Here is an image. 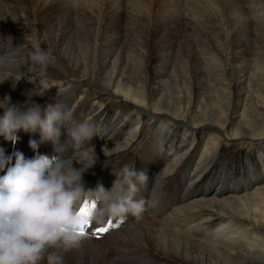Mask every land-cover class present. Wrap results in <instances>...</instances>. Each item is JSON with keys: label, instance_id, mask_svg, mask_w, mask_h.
Wrapping results in <instances>:
<instances>
[{"label": "bare ground", "instance_id": "obj_1", "mask_svg": "<svg viewBox=\"0 0 264 264\" xmlns=\"http://www.w3.org/2000/svg\"><path fill=\"white\" fill-rule=\"evenodd\" d=\"M160 1L0 0V80L12 76L0 101L62 105L93 125L86 191L110 190L125 165L147 176L133 178L140 218L57 251L63 264H264V0ZM37 48L55 57L43 74ZM62 132L54 146L21 129L0 149L12 165L75 160Z\"/></svg>", "mask_w": 264, "mask_h": 264}, {"label": "clouds", "instance_id": "obj_2", "mask_svg": "<svg viewBox=\"0 0 264 264\" xmlns=\"http://www.w3.org/2000/svg\"><path fill=\"white\" fill-rule=\"evenodd\" d=\"M30 59L40 74L55 61L51 50L39 48L31 52ZM3 64L4 57L0 56V65ZM9 77L11 74L6 72L0 83ZM0 105V136L6 141L16 142L17 133L23 129L39 133L41 142L51 141L59 146L64 130L76 155L75 160L62 155L25 159L17 153L12 165V158L0 149V172L4 173L0 175V264H42L45 259L46 264H63L57 249L77 246L81 225L103 223L106 217L122 219L129 213L140 218L145 201L134 199L138 188L133 178L146 182L143 172L137 173L125 165L115 172L110 190L102 185L94 191L84 189L82 175L97 159L94 146L85 147L94 136L90 122H77L71 109L58 104L46 105L42 110L32 100L14 104L5 96ZM29 146L34 151L38 147L35 140H30ZM57 150L63 151L60 147ZM73 161L82 167L74 168ZM85 201L89 206L81 214ZM92 201L96 202L95 207L90 206Z\"/></svg>", "mask_w": 264, "mask_h": 264}, {"label": "snow or ice", "instance_id": "obj_3", "mask_svg": "<svg viewBox=\"0 0 264 264\" xmlns=\"http://www.w3.org/2000/svg\"><path fill=\"white\" fill-rule=\"evenodd\" d=\"M88 206H89V202L85 201V206L81 208V214L84 213V211L86 210V207ZM90 206L95 207L96 202L92 201ZM122 223H123V219L115 223L111 219H109L107 221L106 226L98 223V225L95 227L94 230L89 231L90 229H92V222H88L87 224L81 225V227L79 228L77 232V235L80 237V239L88 237L90 235L99 236L100 234L107 233L110 230V228L120 227Z\"/></svg>", "mask_w": 264, "mask_h": 264}, {"label": "rangeland", "instance_id": "obj_4", "mask_svg": "<svg viewBox=\"0 0 264 264\" xmlns=\"http://www.w3.org/2000/svg\"><path fill=\"white\" fill-rule=\"evenodd\" d=\"M147 3H151V1L152 0H145ZM166 1H168V0H166ZM165 0H162V1H160V3H159V6L160 5H163L165 2H166ZM172 1V0H171ZM185 3H186V0L184 1ZM150 5V4H149ZM166 28V27H165ZM184 32H183V37H182V39L183 38H185L186 39V41H188V40H190V42L192 43L193 41H194V38L193 37H188L187 35H190L191 33H193L194 31H196V29H191V31L189 30V29H182ZM203 30H206V29H203ZM187 31V32H186ZM190 33H189V32ZM184 35H185V37H184ZM188 37V38H187ZM181 39V40H182ZM193 39V40H192ZM187 60L189 61V63H195L196 62V59H195V55H194V57H193V55H190V59L189 58H187ZM149 188H151V185H149L148 186ZM139 192V191H138ZM146 202H148L149 203V199L146 201ZM145 214H146V212H145ZM122 225H123V223H122ZM106 234V233H105Z\"/></svg>", "mask_w": 264, "mask_h": 264}]
</instances>
